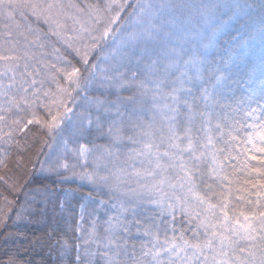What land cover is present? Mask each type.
<instances>
[{"label": "snow or ice", "instance_id": "obj_1", "mask_svg": "<svg viewBox=\"0 0 264 264\" xmlns=\"http://www.w3.org/2000/svg\"><path fill=\"white\" fill-rule=\"evenodd\" d=\"M0 113V144L19 153L31 145L17 134L44 133L38 169L0 175V230L46 222L51 206L64 234L32 243L50 241L54 262L73 249L74 194L37 176L108 197L80 204L71 264H96L93 213L107 216L103 264H264V0H0ZM10 156L0 148V171Z\"/></svg>", "mask_w": 264, "mask_h": 264}, {"label": "trees", "instance_id": "obj_2", "mask_svg": "<svg viewBox=\"0 0 264 264\" xmlns=\"http://www.w3.org/2000/svg\"><path fill=\"white\" fill-rule=\"evenodd\" d=\"M66 2V0H65ZM76 3H80L83 5L84 3H103V0H75ZM81 21L86 24V20L84 17H81ZM65 23L68 26V35L72 34V27H73V21L72 20H66ZM40 27L47 31V28L45 25L41 24ZM76 28H79L80 25L76 24ZM53 42L55 41V38L53 37ZM59 47V45H56ZM48 51L50 52L51 49L49 48ZM71 58V57H69ZM75 62V61H74ZM7 82V81H5ZM46 89L51 88L55 89V84L46 83L44 86ZM19 95V93H17ZM90 96H102L101 92L92 91L89 93ZM122 95H130L128 92L122 93ZM112 98V97H109ZM37 112L39 115L43 116V111L40 109H37ZM3 113H0L2 115ZM16 118L15 110H13V113L9 114L8 121ZM31 118L30 112L24 114V123H27V120ZM10 124L8 122H5L2 131L3 133H8ZM27 132V137H25L23 134H17L15 136V139H19L21 141H24L27 139V142L29 145H31V148L29 151L24 153L17 152L15 146L9 147L6 144H0V148H2L5 151H8L11 153V156L9 157L8 164H9V173H5L3 171H0V175H6L11 173H17L19 174L21 171H23L24 175H29L30 170L33 167V162H35V167L38 169L40 167L39 162L37 161V151L40 148V140L39 137H44V133L39 130L38 125H29L28 129L25 130ZM46 138V137H45ZM48 139L49 143H52V140L50 138ZM90 139H82L79 141L81 144H85L87 146H91ZM227 139V137L225 138ZM95 144H105L106 140L97 138L94 141ZM220 147H223V145H218ZM49 148L47 145L43 147L42 153L39 156V160L44 159V153H48ZM19 155H23L25 160V166L22 169H18L15 165L16 157ZM72 162L71 160L69 161ZM232 177H230L231 179ZM241 183L243 181V177L240 178ZM36 182L42 185H47L49 188L56 189L58 193H62L63 190H71L73 192V200L72 203L76 206V216L72 220V231L67 232V236L70 240V242L73 244L72 252L70 253L69 257L66 260V264H71L72 260L75 257V245L76 243H82L83 241H77L76 237L80 235V233H77L75 231V225L77 220H79V206L84 201V198L91 195L95 200H107L108 197L102 194H98L95 192L89 185L79 182L75 179H69L63 183L58 181V178L56 176H37ZM34 186V185H30ZM0 191L5 192L7 194L6 189L2 183H0ZM234 195L238 196L240 193H235ZM11 198V197H10ZM22 199V197H21ZM251 199L255 201V196H252ZM95 207V205H89V210L91 208ZM99 215V223L97 225V234L99 238L101 239V247L99 249V253L102 254L103 249V237L105 235L104 233V221L107 219V216H105L103 213L96 214L93 213V216ZM242 219V218H241ZM36 218H33L32 222L30 223H17L12 224L11 221H9V227L3 228L0 230V264H8V262L14 261L15 264H59V261L54 262V256L55 253L49 254V249L47 244L51 243L50 241H47L44 245V247H40L39 245H34L32 243L33 239L35 237L43 236L45 233H48L53 228L56 229V234L53 237L55 239L57 236L64 234L66 225L64 221L58 216L54 215L51 209V206H49L48 214L46 222L43 223H37L35 222ZM82 227L84 229V236L87 237L88 231L92 227L91 218L85 216V219L82 223ZM11 233V236L9 238H5L7 234ZM140 237H136L137 243H139ZM131 243V241H130ZM243 246V245H242ZM90 250L97 251V246L95 243L90 245ZM98 254L95 257L96 264H103V261L101 260V255Z\"/></svg>", "mask_w": 264, "mask_h": 264}]
</instances>
